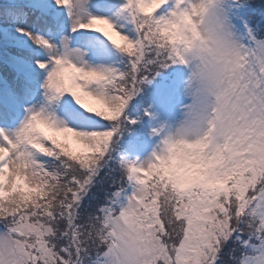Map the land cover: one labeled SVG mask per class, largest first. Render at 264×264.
I'll use <instances>...</instances> for the list:
<instances>
[{"label":"snow or ice","instance_id":"1","mask_svg":"<svg viewBox=\"0 0 264 264\" xmlns=\"http://www.w3.org/2000/svg\"><path fill=\"white\" fill-rule=\"evenodd\" d=\"M253 8L0 0V264H264Z\"/></svg>","mask_w":264,"mask_h":264},{"label":"trees","instance_id":"2","mask_svg":"<svg viewBox=\"0 0 264 264\" xmlns=\"http://www.w3.org/2000/svg\"><path fill=\"white\" fill-rule=\"evenodd\" d=\"M261 1V3H260V5L258 6V9L260 10V11H263L264 10V0H260Z\"/></svg>","mask_w":264,"mask_h":264}]
</instances>
